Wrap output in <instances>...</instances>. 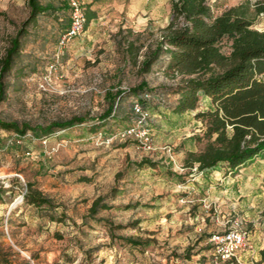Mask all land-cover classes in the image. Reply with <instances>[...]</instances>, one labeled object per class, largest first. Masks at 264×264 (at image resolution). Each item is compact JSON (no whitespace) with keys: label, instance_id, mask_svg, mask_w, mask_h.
<instances>
[{"label":"rangeland","instance_id":"1","mask_svg":"<svg viewBox=\"0 0 264 264\" xmlns=\"http://www.w3.org/2000/svg\"><path fill=\"white\" fill-rule=\"evenodd\" d=\"M26 1L0 0V59L27 18ZM50 1L58 10L28 28L0 102V121L26 125L31 135L10 143L16 131L0 126V264H208L209 236L237 218L249 231V247L229 264H264V159L235 173L190 169L188 153L204 148L206 133L212 141L221 131L196 116L211 105L200 99L193 111L173 112L178 95L169 88L179 78L168 72L166 54L141 72L170 21L173 0H94L95 10L82 0L87 15L95 17L62 52L57 40L69 23L68 6ZM263 1L209 3L214 15L242 5L252 27L264 31V15L255 11ZM132 41L140 48L135 59L127 52ZM52 63L56 69L50 73ZM142 80L150 94L143 102L149 147L117 136L134 120L131 95L122 96L118 114L92 130L109 105L108 95ZM73 116L85 122L49 136L34 134L37 126ZM144 160L154 166H137ZM27 183L55 207L27 204ZM98 196H108L110 208L86 219ZM105 223L112 225L113 237Z\"/></svg>","mask_w":264,"mask_h":264},{"label":"trees","instance_id":"2","mask_svg":"<svg viewBox=\"0 0 264 264\" xmlns=\"http://www.w3.org/2000/svg\"><path fill=\"white\" fill-rule=\"evenodd\" d=\"M42 1H26L27 18L15 36L10 38L0 59V102L6 98L5 78L20 56L22 39L28 34V28L40 16L58 10L52 1ZM65 1L62 6L66 8ZM255 11L264 15V1L256 4ZM94 17L95 13L88 14L87 24ZM62 33L63 31L58 39ZM139 49L134 41L127 45V52L134 59ZM162 54L169 58L168 72L174 78H179L169 88L171 93L178 95L173 112L181 115L193 111L200 99L207 97L211 108L196 116L208 118L221 129L212 141L209 140V132L206 133L204 139L208 141L204 148L199 152H189L186 166L192 169L196 165L197 171L205 174L225 168L227 174L237 172L257 157L264 159V31L252 27V21L246 17L242 5L229 7L219 15H214L209 0H173L170 21L162 29L155 48L142 62L141 72L149 70ZM147 91L148 83L142 80L133 88L117 90L108 95L109 105L94 120L98 125L93 124L92 130H97L108 118L119 113L117 106L123 95L133 96V103ZM132 114L134 120L129 126L137 121V116L133 112ZM84 122L85 117L73 116L37 126L34 134L49 136ZM0 126L15 130L21 136L26 135L29 128L26 125L20 128L17 123L2 121ZM144 163L154 166L147 160L137 163V166L142 167ZM26 187L24 201L27 204L37 208L44 205L55 207L52 199L34 188L32 183H27ZM107 198L108 196H98L92 200L85 218H95L100 211L109 209ZM262 217L264 218V210ZM50 218L54 220L52 216ZM105 225L113 237L112 225ZM126 240L133 245L140 244L134 239ZM3 262L10 264L7 260ZM261 262L264 263V249L261 250Z\"/></svg>","mask_w":264,"mask_h":264},{"label":"built area","instance_id":"3","mask_svg":"<svg viewBox=\"0 0 264 264\" xmlns=\"http://www.w3.org/2000/svg\"><path fill=\"white\" fill-rule=\"evenodd\" d=\"M69 9V24L65 31L60 35L57 41V47L60 52L66 49L72 41L81 36L87 25V15L82 0H66ZM56 63L49 65V72L55 71ZM150 98L149 93H145L132 103V112L137 116V121L128 128L118 133L120 139H133L142 147H149L151 142L149 129L146 127L148 112L143 106V102ZM26 134L21 136L14 135V144H20ZM44 144L46 141H42ZM31 155L30 152L26 153ZM240 219H235L228 228L221 232L213 233L208 238L210 253L208 255V264H229L237 260L238 253L249 247V231L243 227Z\"/></svg>","mask_w":264,"mask_h":264},{"label":"crops","instance_id":"4","mask_svg":"<svg viewBox=\"0 0 264 264\" xmlns=\"http://www.w3.org/2000/svg\"><path fill=\"white\" fill-rule=\"evenodd\" d=\"M88 3H89V9L95 10L94 8L96 7V4H95L96 2L94 0H89ZM202 99L207 101L211 105L209 98L203 96ZM207 263H208V258H207Z\"/></svg>","mask_w":264,"mask_h":264},{"label":"bare ground","instance_id":"5","mask_svg":"<svg viewBox=\"0 0 264 264\" xmlns=\"http://www.w3.org/2000/svg\"><path fill=\"white\" fill-rule=\"evenodd\" d=\"M18 201H19V199L16 200V202H18Z\"/></svg>","mask_w":264,"mask_h":264}]
</instances>
